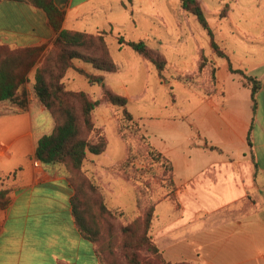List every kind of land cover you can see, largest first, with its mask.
Wrapping results in <instances>:
<instances>
[{"label": "crops", "instance_id": "obj_1", "mask_svg": "<svg viewBox=\"0 0 264 264\" xmlns=\"http://www.w3.org/2000/svg\"><path fill=\"white\" fill-rule=\"evenodd\" d=\"M198 1L206 14L204 0ZM254 1L218 0L214 21H207L233 67L263 82L255 114L250 88L214 54L207 31L183 0H53L63 14L58 30L41 8L0 2V44L12 49L47 51L63 30L106 35L120 70L103 74L104 81L96 84L98 98L96 90L86 91L96 101L103 84L121 94L107 83L110 74L123 75L127 91L143 73L146 83L155 80L166 96L164 104L153 107L157 117L143 124L151 144L174 166L177 191L157 204L151 227L167 262L264 264V14L255 11ZM121 38L147 42L166 59L165 71L159 74ZM203 56L218 68V90L212 96L178 80L196 74ZM76 65L95 72L89 64ZM75 74L74 83L82 76ZM124 96L128 103L144 97ZM118 113L101 103L93 113L96 127L108 136L110 123L118 129ZM53 129L50 113L34 96L25 108L0 103V191L9 198L0 208V264H102L95 243L76 223L75 191L64 169L36 159L39 139ZM124 148L123 156L111 153L109 140L107 152L90 156L85 168L101 182L111 208L126 210L122 197L130 195L132 213L137 210L135 186L112 171L126 158L125 143Z\"/></svg>", "mask_w": 264, "mask_h": 264}, {"label": "trees", "instance_id": "obj_2", "mask_svg": "<svg viewBox=\"0 0 264 264\" xmlns=\"http://www.w3.org/2000/svg\"><path fill=\"white\" fill-rule=\"evenodd\" d=\"M3 0H0V2ZM43 9L51 24L58 30L63 14L53 0H16ZM183 7L196 16L210 38L214 54L229 63L230 71L243 78L244 85L251 90L254 114L258 108V94L263 82L244 70L235 69L229 55L218 43L213 29L209 26L201 3L198 0H183ZM136 53L149 61L162 74L166 59L153 50L147 42L125 41ZM43 48L12 49L0 44V103L9 102L21 108L26 107L24 84L27 75L38 62ZM83 61L101 72L114 73L119 70L115 64L108 42L104 35L87 34L71 30L59 33L53 49L45 56L36 70L34 92L54 121L53 132L39 139L36 159L45 166L60 165L65 169L70 185L75 191L72 209L80 232L95 243L96 253L102 264H120L115 248L118 236L122 250L129 264H191L167 262L156 245L151 232L156 206L154 193L156 185L166 190L165 196H173L177 191L172 161L156 149L143 132V126L127 109L126 97L111 89H103V100L122 108L119 133L127 141V157L114 170L135 185V199L138 216L130 219L120 208H111L106 200L103 186L85 168L90 155L99 156L106 152L108 139L97 131L93 112L100 101H93L86 93L70 91L63 80L69 69L76 68L75 61ZM91 83L102 79L96 74H88L78 69ZM218 68L213 60L203 56L195 75L179 76L184 84L201 91L205 96L217 93ZM22 94L23 98L19 96ZM137 138L134 143L127 135ZM252 127L248 134V144H252ZM7 191H0V208L8 202ZM148 249L152 258H144L140 252Z\"/></svg>", "mask_w": 264, "mask_h": 264}, {"label": "rangeland", "instance_id": "obj_3", "mask_svg": "<svg viewBox=\"0 0 264 264\" xmlns=\"http://www.w3.org/2000/svg\"><path fill=\"white\" fill-rule=\"evenodd\" d=\"M216 1H218V0H216ZM215 0H204V4H205V6H206V14H205V12H204V14H205V17H206V19L208 20V21H211V22H213L214 21V19H215V17L214 16H212L213 15V13H214V9L217 7L216 6V2ZM253 4H254V6H255V11H257V12H259L260 13V15H262V14H264V0H255L254 2H253ZM201 6H202V4H201ZM203 8V7H202ZM204 11V10H203ZM98 35H104V37L106 38V35L105 34H98ZM107 41V40H106ZM108 42V41H107ZM51 49H53V46L51 47V48H49L47 51H45V49H43V51H42V53H41V55H40V58H39V60H38V62L36 63V65L31 69V71L28 73V75H27V80H26V83L24 84V91H25V94H24V96H25V101H26V106H27V104H28V98L31 96H34V98L35 99H37L38 100V98L36 97V95H35V92H34V84H35V75H36V70H37V68L40 66V64L43 62V60H44V58H45V56L49 53V51L51 50ZM111 55H112V53H111ZM113 58V57H112ZM114 60V59H113ZM77 62H83V61H80V60H78V61H75V66H76V68H72V69H69L68 70V72H67V74H66V77L64 78V80H63V82H64V84H65V86H66V88L68 89V87H67V85L71 88V89H73V90H70V89H68V90H70V91H76V92H84V93H86L93 101H96L94 98H98V90H99V88H98V86H96V84L97 83H99L100 81H104V73H108V72H101V71H98V70H96V69H94L95 70V72L94 73H88V72H86V73H88V74H96V75H99V76H101L102 77V79L101 80H99L98 82H96V83H91L84 75H82L79 71H78V69H81V68H78L77 67V65H76V63ZM115 62V61H114ZM149 62V61H148ZM84 63V62H83ZM85 64H87V63H85ZM116 64V63H115ZM90 65V64H89ZM117 65V64H116ZM90 66H92V65H90ZM118 66V65H117ZM93 67V66H92ZM119 67V66H118ZM94 68V67H93ZM75 70L78 72V73H80L82 76H80V79H78L77 80V82L76 83H74L72 80V76L73 75H76L75 74ZM81 70H83V69H81ZM119 70H120V67H119ZM119 70L117 71V72H114V73H118L119 72ZM84 71V70H83ZM198 72V71H197ZM160 74V73H159ZM197 74V73H196ZM111 75V78H110V81H107V83H109V84H111V85H113L114 86V88H116L117 90H119L120 92H121V94H123L122 96H124L125 94H126V92L128 93V94H130L131 96H133V97H135L136 98V96L138 95L139 97H143V99L142 100H134V101H131V102H129L128 103V105H127V109H128V111L130 112V113H132L133 115H134V117H135V119L137 120V121H140L139 123L140 124H142V126H143V132L145 133V135L147 136V133H146V129H145V126H144V124H146V122H149V121H151V119H153V118H156L157 117V111L153 108L154 107V105L155 104H164V102H165V99H166V96H163L162 95V93H161V90H159V88H158V86H157V84H156V81L155 80H152V81H150L149 83H146V76L142 73V77H141V79L139 80V81H136L135 83H131V84H129L128 85V89H127V91H124V86H125V82L123 81V75H121V74H110ZM195 75V74H194ZM181 76V75H180ZM182 76H185V75H182ZM189 76H192V75H189ZM179 77V76H178ZM179 80V79H178ZM92 84H94L95 86H92V87H94V88H91V85ZM147 84V86L148 85H150L149 86V89L147 88V86H145ZM153 85V86H152ZM174 86V89H173V91H172V93H174V94H176V95H180V93H179V90H178V88L175 86V85H172L171 87H173ZM104 88H107V89H111L110 87H107V86H105L104 84H103V87H102V97H101V99L100 100H98V101H100V104L101 103H106V104H108V105H110V106H112V107H114V108H117V110L119 111V113H118V129L116 128V125L114 124V123H110L109 125H108V129H107V132H108V136H107V134H106V132H105V130L104 129H99V128H97L96 127V125H95V127H96V130L97 131H101L103 134H105L106 135V137H107V139H108V143H109V140H110V142H111V153H114V154H116L117 156H123L124 154H125V148H124V143H125V145H126V148H127V141H123L122 139H121V136H120V133H119V121H120V118H121V115H122V111H123V109L122 108H118V107H115V106H113V105H111V104H109L108 102H106L105 100H103V89ZM97 92H96V91ZM111 90H113V89H111ZM89 92V93H91V92H93V91H95L96 92V96L95 95H93L94 96V98H93V96H91L89 93H87V92ZM114 91V90H113ZM114 92H116V91H114ZM144 92L146 93V96L144 95ZM117 93V92H116ZM117 94H119V93H117ZM120 94V95H121ZM21 96H19L20 97V99H22L23 98V96H22V94H20ZM168 96V95H167ZM183 96V95H182ZM182 96L180 95V96H178L180 99L182 98ZM125 97V96H124ZM138 97V98H139ZM38 102H39V100H38ZM2 103H9V102H2ZM40 103V102H39ZM41 104V103H40ZM99 104V105H100ZM10 105H12V106H16V107H19V106H17V105H15V104H13V103H10ZM41 105H43V104H41ZM98 105V106H99ZM97 106V107H98ZM19 108H21V107H19ZM25 108V107H24ZM94 113V112H93ZM117 114V113H116ZM49 117V116H48ZM138 118H143V122H142V120H140V119H138ZM50 119V118H49ZM93 120H94V116H93ZM95 123V122H94ZM144 123V124H143ZM53 132V131H52ZM45 136V135H44ZM109 137V138H108ZM147 138H148V136H147ZM136 139L137 138H135V137H133L132 135H127V140L130 142V143H134L135 141H136ZM148 140H149V138H148ZM151 143V142H150ZM108 148H109V144H108V147H107V150H108ZM107 150H106V152H107ZM90 156H94V155H90ZM89 156V157H90ZM126 157H127V154H126ZM88 160H89V158H88ZM125 160V159H124ZM58 166H60V165H58ZM60 167H62V166H60ZM63 168V167H62ZM64 169V168H63ZM64 171H65V169H64ZM112 171H114V172H116V173H118L117 171H115L114 170V168H112ZM66 173V172H65ZM118 174H120V173H118ZM127 180V179H126ZM127 181H129V180H127ZM129 182H131V181H129ZM99 183L101 184V182L99 181ZM132 183V182H131ZM133 184V183H132ZM102 185V184H101ZM134 185V184H133ZM135 186V185H134ZM155 188H156V192L154 193V198L156 199V200H159V199H161V201L162 200H165V199H167L168 197L167 196H165L166 194H167V192H166V190H164V189H162L159 185H156L155 186ZM124 198V199H123ZM122 199H123V201L122 202H124V204H125V206H127V211L126 210H124V209H122V208H120V209H122V210H124L126 213H127V215L130 217V219H132V218H135L136 216H138V210H136L135 212H132L131 213V211H130V204L132 203V201L130 200V195H129V198L127 197V196H123L122 197ZM108 202V201H107ZM135 202H136V199H135ZM133 204V203H132ZM137 207V206H136ZM129 211V212H128ZM149 236H151V232L149 233ZM118 243L116 244V246H115V248H116V250H117V255H118V258H119V260H120V264H129L128 262H127V260H126V258H125V256H124V252H123V250H122V241H121V237L120 236H118ZM140 254H141V256H143L144 258H148V259H151L152 258V255H151V253H150V251H148V249H142L141 250V252H140ZM158 264H161V263H158Z\"/></svg>", "mask_w": 264, "mask_h": 264}]
</instances>
